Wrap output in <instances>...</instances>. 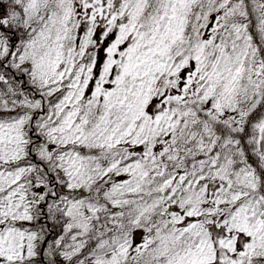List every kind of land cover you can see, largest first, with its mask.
<instances>
[{"label":"snow or ice","instance_id":"obj_1","mask_svg":"<svg viewBox=\"0 0 264 264\" xmlns=\"http://www.w3.org/2000/svg\"><path fill=\"white\" fill-rule=\"evenodd\" d=\"M0 264H264V0H0Z\"/></svg>","mask_w":264,"mask_h":264}]
</instances>
